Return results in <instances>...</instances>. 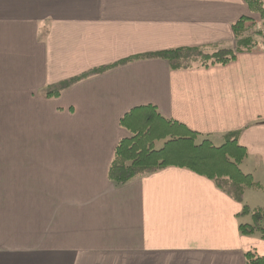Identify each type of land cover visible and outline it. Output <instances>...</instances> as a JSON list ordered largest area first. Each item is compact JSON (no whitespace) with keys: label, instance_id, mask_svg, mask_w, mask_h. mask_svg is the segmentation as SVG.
Returning a JSON list of instances; mask_svg holds the SVG:
<instances>
[{"label":"crops","instance_id":"obj_1","mask_svg":"<svg viewBox=\"0 0 264 264\" xmlns=\"http://www.w3.org/2000/svg\"><path fill=\"white\" fill-rule=\"evenodd\" d=\"M244 17L249 20L243 19ZM261 20L246 0H0V264H246L264 239L243 204L190 169L115 185L121 119L153 106L220 144L239 131L241 169L264 183V48L208 68L139 59L63 90L89 69L178 47H235ZM132 124V123H131ZM244 203L264 208V192Z\"/></svg>","mask_w":264,"mask_h":264},{"label":"trees","instance_id":"obj_2","mask_svg":"<svg viewBox=\"0 0 264 264\" xmlns=\"http://www.w3.org/2000/svg\"><path fill=\"white\" fill-rule=\"evenodd\" d=\"M250 10L264 22V0H246ZM243 19L249 20L244 17ZM261 34V32H258ZM235 47H178L127 59L89 69L84 73L51 85L46 93L58 96L76 83L139 59L159 58L167 61L173 70L208 68L224 59L234 60L238 53L252 51L256 40L253 34L235 31ZM262 46L264 48V38ZM132 123V124H131ZM121 125L131 136L121 139L115 149L108 171L109 179L117 186L167 167H181L212 180L217 188L243 204L237 215L239 232L245 236L264 239V208L244 203L247 188L264 192V183L254 181L251 174L242 171L247 150L239 144V131L224 134L220 144L203 137L184 124L164 118L155 107L137 108L121 119ZM246 264H264V256L255 251L245 253Z\"/></svg>","mask_w":264,"mask_h":264},{"label":"rangeland","instance_id":"obj_3","mask_svg":"<svg viewBox=\"0 0 264 264\" xmlns=\"http://www.w3.org/2000/svg\"><path fill=\"white\" fill-rule=\"evenodd\" d=\"M260 18H258L257 20L253 21V23L251 24L248 32L249 34H253L256 43H255V47L254 48H259V47H263L262 43H263V38H264V22L262 20H259ZM258 32H261V34H258Z\"/></svg>","mask_w":264,"mask_h":264}]
</instances>
